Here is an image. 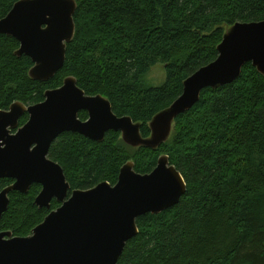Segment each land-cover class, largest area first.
Instances as JSON below:
<instances>
[{
	"label": "trees",
	"instance_id": "obj_1",
	"mask_svg": "<svg viewBox=\"0 0 264 264\" xmlns=\"http://www.w3.org/2000/svg\"><path fill=\"white\" fill-rule=\"evenodd\" d=\"M20 0H0V19ZM75 35L66 46L65 62L47 82L29 77L19 44L0 35V111L14 103L32 106L46 91L72 77L87 96H102L117 117L149 123L182 92L183 82L216 60L224 32L236 23L264 21V0H75ZM164 66L162 86L144 77ZM85 121L87 115L79 114ZM28 120L25 114L19 127ZM180 173L186 193L159 215L136 220L138 235L128 241L117 264H264V77L250 63L230 85L204 89L192 109L173 123L167 142L156 150L131 148L119 133L103 142L64 133L50 146L73 190L117 182L127 162L138 174H149L159 157ZM13 183L0 179V191ZM41 188L9 194L0 233L31 234L59 207L39 209Z\"/></svg>",
	"mask_w": 264,
	"mask_h": 264
},
{
	"label": "water",
	"instance_id": "obj_2",
	"mask_svg": "<svg viewBox=\"0 0 264 264\" xmlns=\"http://www.w3.org/2000/svg\"><path fill=\"white\" fill-rule=\"evenodd\" d=\"M75 0H20L0 19V35L19 44L16 57H28L29 77L47 82L63 67L66 46L75 35ZM217 58L182 84L180 96L149 123L150 136L142 138L140 124L117 117L102 96H87L76 80L46 91L37 105L12 104L0 111V179L13 183L0 191V220L9 206V194H26L32 185L41 190L34 200L39 209L60 206L31 234L13 237L0 233V264H117L125 245L138 235L136 220L159 215L176 206L186 193L180 173L167 156L158 158L149 174H138L127 162L117 182L73 190L61 167L50 160L51 144L63 133L101 143L109 132L119 133L131 148L156 150L167 142L174 121L190 111L204 89L230 85L250 63L264 77V21L236 23L217 46ZM87 114L82 122L78 114ZM27 122L19 127L24 115Z\"/></svg>",
	"mask_w": 264,
	"mask_h": 264
},
{
	"label": "rangeland",
	"instance_id": "obj_3",
	"mask_svg": "<svg viewBox=\"0 0 264 264\" xmlns=\"http://www.w3.org/2000/svg\"><path fill=\"white\" fill-rule=\"evenodd\" d=\"M166 79L164 66L162 64H157L150 72L144 77V81L147 86L152 88L160 87L164 84Z\"/></svg>",
	"mask_w": 264,
	"mask_h": 264
},
{
	"label": "flooded vegetation",
	"instance_id": "obj_4",
	"mask_svg": "<svg viewBox=\"0 0 264 264\" xmlns=\"http://www.w3.org/2000/svg\"><path fill=\"white\" fill-rule=\"evenodd\" d=\"M80 113H81V112H80ZM80 113H79V114H80ZM79 114H78V116H79ZM86 115H87V114H86ZM78 119H79V117H78ZM79 120H80V119H79ZM86 120H87V119H86ZM86 120H85V121H86ZM80 121H82V120H80ZM85 121H82V122H85ZM63 134H64V133H63ZM71 134H72V133H71ZM61 135H62V134H61ZM52 201H53V200H52ZM54 201H55V200H54ZM56 203H57V202H56ZM58 204H59V203H58ZM59 206H60V204H59Z\"/></svg>",
	"mask_w": 264,
	"mask_h": 264
},
{
	"label": "bare ground",
	"instance_id": "obj_5",
	"mask_svg": "<svg viewBox=\"0 0 264 264\" xmlns=\"http://www.w3.org/2000/svg\"><path fill=\"white\" fill-rule=\"evenodd\" d=\"M233 83V82H232Z\"/></svg>",
	"mask_w": 264,
	"mask_h": 264
}]
</instances>
